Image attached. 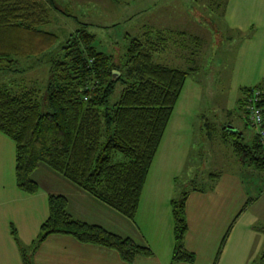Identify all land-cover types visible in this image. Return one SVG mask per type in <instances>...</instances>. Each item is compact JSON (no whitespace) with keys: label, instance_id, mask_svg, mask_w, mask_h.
I'll use <instances>...</instances> for the list:
<instances>
[{"label":"trees","instance_id":"16d2710c","mask_svg":"<svg viewBox=\"0 0 264 264\" xmlns=\"http://www.w3.org/2000/svg\"><path fill=\"white\" fill-rule=\"evenodd\" d=\"M54 2L0 0V73L15 71L20 59L41 61L43 57L48 72L42 97L34 87L16 92L0 86V134L14 146L15 186L25 194H34L38 186L31 174L43 165L132 219L183 84L189 74L199 69L194 66L181 70L153 61V54L162 53L171 39L172 33L166 29L145 28L138 37L126 35L127 45L118 64L112 55L93 45L94 37L86 30L87 24L79 23L61 45V52L51 55L49 51L58 38L42 27L50 22L52 11L64 14ZM116 86L120 90L113 99ZM255 93L264 127V84L239 88L234 110L224 114L238 111L234 115L248 126L246 105ZM230 124L222 126L220 139L241 166L264 172V145L253 127L246 136ZM202 126L208 135L215 132L213 124L205 122ZM217 177L216 173H208L207 187L200 188L185 177V183L191 184L183 185L184 189L170 200L171 262L194 261V254L183 245L187 231L184 202L188 192L211 189ZM47 207L48 216L39 227L30 254L10 229L24 264H32L31 253L50 234L68 235L80 243L112 249L124 263H131L137 255H151L148 248L129 238L71 218L63 196L48 195Z\"/></svg>","mask_w":264,"mask_h":264},{"label":"crops","instance_id":"0c3cea01","mask_svg":"<svg viewBox=\"0 0 264 264\" xmlns=\"http://www.w3.org/2000/svg\"><path fill=\"white\" fill-rule=\"evenodd\" d=\"M223 19L227 29L234 33L232 43L234 40L237 44L229 74L236 88L233 97L236 102L239 88L264 84V0H226ZM184 84L149 167L132 219L43 165L31 174L37 191L34 194L19 191L14 180V146L0 134V264H24L15 240L27 246L36 239L41 223L48 216V195L63 196L66 211L74 220L129 238L148 248L151 255H137L131 263H124L112 249L80 243L68 235L50 234L31 253L32 264H264V230L260 216L253 211L257 198L247 196L239 173L222 171L208 172L218 174L211 189L187 193L184 202L187 231L183 245L194 254V261L171 262L173 235L169 203L177 194L174 181L183 172L192 144L193 116L200 112H196L199 91L185 97L188 107L179 106ZM3 153L7 155L5 161ZM235 162L240 171H255L241 166L237 159ZM5 166L7 172L3 170ZM262 223L264 225V221ZM11 228L16 239L10 233Z\"/></svg>","mask_w":264,"mask_h":264},{"label":"rangeland","instance_id":"374dc122","mask_svg":"<svg viewBox=\"0 0 264 264\" xmlns=\"http://www.w3.org/2000/svg\"><path fill=\"white\" fill-rule=\"evenodd\" d=\"M225 1L55 0L56 8L64 14L52 11L50 22L42 29L57 36V43L49 51L51 55H56L61 52L60 47L68 35L80 26L79 23H85L86 30L94 37L93 45L99 51L112 55L118 64L122 61L127 45L126 35L138 37L145 28L171 31V39L166 49L162 53L153 54V61L187 71L197 66L199 71L189 74L185 80L179 106L182 109L189 106L185 105L189 103L185 97L192 92L199 91L200 96L196 111L200 112L193 116L195 127L190 136L192 144L183 172L176 178L174 185L177 189L176 195L180 189H184L183 185L191 184L189 181L185 183L186 178L193 180L192 183L200 188L207 187L209 182L205 177L208 172L239 173L247 196L250 199L257 198L253 211L260 216L261 229L264 230V175L262 172L246 169L240 171L235 162L236 157L220 139V129L228 122L237 130H242L246 136L252 132L249 123L245 127L234 115L238 111H233V114L228 116L224 114L225 109L234 110L233 97L237 93L229 76L237 44L234 40L232 43L231 34L234 33L227 29L223 19ZM195 49L198 51L192 55L191 52ZM43 58L41 61L20 59L14 67L15 71L0 73V86H6L16 92L34 87L42 97L48 73L46 57ZM119 90L120 87L116 86L113 99ZM207 121L215 126V132L209 135L206 127L202 126ZM5 156L7 155L3 153L4 161ZM3 170L7 172V166ZM26 247L27 254H30L31 245ZM262 249L264 250V246Z\"/></svg>","mask_w":264,"mask_h":264},{"label":"built area","instance_id":"2783aa9c","mask_svg":"<svg viewBox=\"0 0 264 264\" xmlns=\"http://www.w3.org/2000/svg\"><path fill=\"white\" fill-rule=\"evenodd\" d=\"M257 93L251 98H248L246 105V118L251 127H253L255 133L258 135L260 142L264 145V127L262 109L256 105Z\"/></svg>","mask_w":264,"mask_h":264},{"label":"water","instance_id":"95a60500","mask_svg":"<svg viewBox=\"0 0 264 264\" xmlns=\"http://www.w3.org/2000/svg\"><path fill=\"white\" fill-rule=\"evenodd\" d=\"M227 128L231 130V127L230 126H228Z\"/></svg>","mask_w":264,"mask_h":264}]
</instances>
